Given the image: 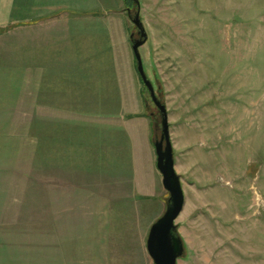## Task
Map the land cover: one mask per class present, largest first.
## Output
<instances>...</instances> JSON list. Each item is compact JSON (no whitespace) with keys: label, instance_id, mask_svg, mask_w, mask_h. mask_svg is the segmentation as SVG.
I'll return each instance as SVG.
<instances>
[{"label":"rangeland","instance_id":"1","mask_svg":"<svg viewBox=\"0 0 264 264\" xmlns=\"http://www.w3.org/2000/svg\"><path fill=\"white\" fill-rule=\"evenodd\" d=\"M138 1L184 191L177 264H264V0ZM112 7L96 64L91 50L89 64H65L62 47L55 64L16 51L0 64V264H153L146 239L168 193L141 195L134 170L140 159L151 184L136 152L160 116L120 37L136 5Z\"/></svg>","mask_w":264,"mask_h":264},{"label":"crops","instance_id":"2","mask_svg":"<svg viewBox=\"0 0 264 264\" xmlns=\"http://www.w3.org/2000/svg\"><path fill=\"white\" fill-rule=\"evenodd\" d=\"M124 3V0H0V64H3V60L6 59L5 54L15 51L20 64L25 61V53H32V64H42L41 59H43V64H55V53L61 51L60 47L63 48L65 54V64H83V62L89 64L86 56L90 50L94 53H92V57H95L93 62L96 64V61H100L99 58L103 57L107 31L108 33L114 31L113 27L110 29L111 25H109L112 20L107 22L109 14L106 12L112 10V6L119 7ZM120 18L123 22V27L120 28L122 33L120 37L123 38L126 49L129 50L131 47L129 19L128 16ZM55 19L63 20L65 28L54 33L50 31L48 34L50 40L43 44L35 39L31 43L24 41L26 33L30 31L35 33V29H31V27ZM106 26L108 27L106 28ZM118 30L116 29V31ZM13 35L20 38V40L17 38L15 50L12 45L7 46L9 36ZM46 43L47 48L44 47ZM45 52L48 53L47 60L41 56ZM130 52L133 58L132 49ZM132 64H135V59ZM147 127H149V131L141 140L143 144L140 150L136 143L138 149L136 153L138 159L141 155L148 157L146 162L148 170L152 174V181L148 185L141 182L143 167L140 159L135 164V174L139 175L135 179L138 182L136 184L141 195L159 196L160 198L163 197V192L158 191L164 188H162L161 174L156 167L153 132L149 122Z\"/></svg>","mask_w":264,"mask_h":264},{"label":"water","instance_id":"3","mask_svg":"<svg viewBox=\"0 0 264 264\" xmlns=\"http://www.w3.org/2000/svg\"><path fill=\"white\" fill-rule=\"evenodd\" d=\"M132 2L136 5V11L132 14L128 9L127 14L135 26L136 32L130 34V44L136 71L160 116L161 132L159 138L153 140V146L156 153V167L161 174L162 186L168 193L163 214L149 228L146 250L153 264H177L178 259L184 254V244L175 223L184 207V191L181 178L175 170L167 109L158 98L154 85L144 70L139 52V48L148 38L140 19V3L138 0H132Z\"/></svg>","mask_w":264,"mask_h":264},{"label":"trees","instance_id":"4","mask_svg":"<svg viewBox=\"0 0 264 264\" xmlns=\"http://www.w3.org/2000/svg\"><path fill=\"white\" fill-rule=\"evenodd\" d=\"M132 0H124V2L127 4V2H131ZM139 79H140V77H139ZM140 81H141V79H140ZM142 82V81H141ZM144 86V85H143Z\"/></svg>","mask_w":264,"mask_h":264},{"label":"flooded vegetation","instance_id":"5","mask_svg":"<svg viewBox=\"0 0 264 264\" xmlns=\"http://www.w3.org/2000/svg\"><path fill=\"white\" fill-rule=\"evenodd\" d=\"M135 36H137V35H135ZM159 138V137H158Z\"/></svg>","mask_w":264,"mask_h":264}]
</instances>
